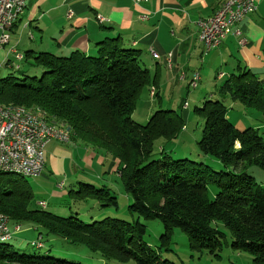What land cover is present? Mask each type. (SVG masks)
I'll return each mask as SVG.
<instances>
[{
    "label": "trees",
    "instance_id": "16d2710c",
    "mask_svg": "<svg viewBox=\"0 0 264 264\" xmlns=\"http://www.w3.org/2000/svg\"><path fill=\"white\" fill-rule=\"evenodd\" d=\"M96 46L94 55L26 53L23 61L39 76L28 77L7 61L4 67L10 71L0 78V104L36 109L82 145L111 154L131 200L128 213L136 220L104 218L86 224L76 215L60 218L44 208L33 210L31 190L22 179L0 175V214L21 231L36 234L34 242L23 246L31 250L28 254L11 240L0 244V264H87L57 251L63 243L86 249L101 264H175L168 258L175 230L186 235L193 253L219 258L226 245L247 254L252 264H264V188L248 173L264 170V142L254 130L235 129L223 104L225 98L240 103L264 123V80L239 68L194 107V115L204 120L197 148L221 166L214 171L186 158L174 160L166 150L186 127V101L175 111L159 109L144 126L138 125L131 116L139 93L154 83L153 77L141 65L140 53L120 38ZM78 187L68 193L75 203L117 208L108 187ZM140 220L160 223L157 246L145 241L146 226Z\"/></svg>",
    "mask_w": 264,
    "mask_h": 264
},
{
    "label": "crops",
    "instance_id": "0c3cea01",
    "mask_svg": "<svg viewBox=\"0 0 264 264\" xmlns=\"http://www.w3.org/2000/svg\"><path fill=\"white\" fill-rule=\"evenodd\" d=\"M223 2L30 0L9 33V43L0 51V61L5 60V64L10 60L12 66L17 65L9 53L11 49L21 57L28 52L50 53L57 57H66L75 51L94 55L96 45L100 42L120 38L125 47L140 53L141 65L153 77L154 83L148 88V95L151 88L155 90L153 105L158 103V106H162L165 98L167 103L164 107L175 111L185 100L188 115L189 104L182 94L188 95L193 72L201 76L199 68L206 66L212 74L216 71L213 75L216 82H222L230 74L238 72L239 68L247 69L264 80V0H255L256 12L230 27L217 48L204 52L198 40L197 22L211 18ZM141 15H147L148 19L140 20ZM150 49L159 55V60L150 56ZM168 53L171 54L170 66L164 59ZM207 94V97L214 95L210 92ZM171 96L178 98L173 105L169 99ZM148 114L145 118L151 116L150 112ZM85 149L91 148L73 137L68 144L51 143L46 148L43 171L46 169L45 157L52 155L49 158L51 169L59 179L51 186L46 183L51 177H43V171L37 177H30L32 183L29 186L40 188L44 191L42 195L50 199L37 201L39 208L43 209L41 203L46 205V211L61 206L62 200L56 202L57 196L52 191L63 192L67 180L73 178L80 167L77 161L76 166L71 164L70 158L75 155L81 158L86 153ZM82 173L83 181L91 184L88 172L82 170ZM61 176L64 178L60 179ZM60 183L63 184L61 188L58 186ZM47 189L51 192L48 193ZM31 193L33 196L34 193Z\"/></svg>",
    "mask_w": 264,
    "mask_h": 264
},
{
    "label": "rangeland",
    "instance_id": "374dc122",
    "mask_svg": "<svg viewBox=\"0 0 264 264\" xmlns=\"http://www.w3.org/2000/svg\"><path fill=\"white\" fill-rule=\"evenodd\" d=\"M8 48L6 49V51ZM0 63H2L0 61ZM17 66L19 67L20 73H25L28 77L39 76L40 72L35 68L28 65V63L22 61L17 62ZM220 67H222L220 65ZM223 68V67H222ZM218 69V67H217ZM201 72V80L198 83V87L196 89H190L188 91V95L186 93L182 94L184 99H187L189 104V111L186 118L185 129L179 136L177 140L172 142L171 144L166 146V150L172 153V158L174 160L177 159H189L195 161L197 163H204L209 166L214 171L222 170L221 166L217 164L215 161L209 159L208 157H204L201 155L197 148V142L201 139V132L204 125V120L200 117H197L193 113L194 107L200 106L201 103L207 99L208 94L206 93H216L219 86L222 85V82H216L214 80V74L208 72V68L206 66L199 68ZM7 68L0 65V78H4L6 72H9ZM207 72V75H206ZM208 83V84H207ZM153 99L148 95V89L144 88L139 93V96L136 100L135 109L132 113V120L138 125L144 126L149 117L145 118L146 115L150 112L152 115L155 111L159 109H165L166 99L163 98L162 106H158L156 103L153 105ZM171 101V105L175 101H177V96L169 98ZM212 99L216 100L217 95ZM220 100V99H219ZM157 102V101H156ZM223 104L227 107V118L229 122L237 129L238 131H246V130H254L257 132L259 137L262 138L264 142V123L262 122V117L258 115L252 109H248L240 103H232L227 98L223 100ZM7 106V105H4ZM149 115V114H148ZM182 115V114H181ZM158 145V142L157 144ZM85 154L82 155L81 158L75 155L74 158H70L71 164L76 166V163L80 166L79 171L71 177L63 192H59L57 190H53L52 194L57 196V201L60 202L62 200L61 206L58 208H48L47 212L60 217V218H68L76 215L78 219L85 222L86 224H91L92 222L102 220L104 218H112L119 219L126 222H133L136 220L135 216H131L128 213L127 207L131 204V200L125 195L121 181L119 179V175L116 172L117 170V160L109 153H105L102 150L96 149H85ZM53 157L52 155H47L45 157L46 161V169L43 171V177L49 176L50 180H46L47 184L51 186L55 185L58 181V175H54L53 170L51 169L49 158ZM72 157V156H71ZM77 161V162H76ZM76 162V163H75ZM82 170L88 172V176L91 177V184L95 189H100L101 186H106L111 191L112 197L114 196L116 199L117 208L110 205L108 207H100L95 202L89 201L87 203H75L72 199L68 197V193L70 191H78L80 190L79 183L85 184L84 175ZM249 175L255 178L257 183H259L264 188V170L253 168L249 172ZM1 175H12L13 178L22 179L23 183H25L29 189L34 193L33 194V202L30 205V209H40L36 202L39 200H47V196L42 195L44 191L40 188L29 186L32 183L31 178H23L21 175L16 173H4ZM64 177L61 176L60 179ZM74 180H78V182H74ZM72 181V182H71ZM64 182V181H63ZM62 182V183H63ZM70 182V184H69ZM64 184V183H63ZM48 193L51 191L48 190ZM60 199V200H59ZM50 201V199H48ZM55 202V201H51ZM146 226V235L145 241L150 244L151 247H155L158 245V238L162 233V228L159 222L157 221H148L144 222L140 220ZM227 241L229 242V235L225 232ZM36 239V234L34 231L23 230L20 233L16 234L14 238L11 240L10 244L13 247H19L21 249L26 242L32 243ZM171 252L168 253L170 256L168 257L175 264H252L251 258L244 253H240L230 248H223V252L220 254V257L210 256L206 253L198 254L193 253L188 248V240L185 234L181 233L179 230L173 231L172 239H171ZM226 244V243H225ZM23 253L28 254L31 252L29 249L21 250ZM57 251H61L69 255L74 256L75 258H71L75 261H80L87 264H101L102 260L89 253L86 249L81 247L69 246L65 243L60 246ZM66 257V256H64ZM111 264H122L118 262H113ZM125 264H132L131 262Z\"/></svg>",
    "mask_w": 264,
    "mask_h": 264
},
{
    "label": "built area",
    "instance_id": "2783aa9c",
    "mask_svg": "<svg viewBox=\"0 0 264 264\" xmlns=\"http://www.w3.org/2000/svg\"><path fill=\"white\" fill-rule=\"evenodd\" d=\"M30 0H0V51L9 43V14L13 8H18V4H26ZM136 2L147 0H135ZM257 10L255 0H224L222 8L219 9L216 17L197 22L198 40L202 44L204 52L217 48L224 39L229 28L254 14ZM148 18L141 15L140 20ZM9 53L13 55L14 61H20V55L14 50ZM149 54L154 59H160L153 50ZM167 65L171 64V54L164 57ZM1 61L0 65L4 64ZM15 70L19 67L13 65ZM183 77V76H182ZM200 75L193 72L190 88L198 82ZM151 98L154 97V90ZM187 109V103L182 106ZM70 140L61 138L58 132H54L39 123L27 121V115L0 114V168L25 169L33 176H39L43 171L44 152L51 143L68 144ZM62 183L58 186L61 188ZM40 206H46L41 203ZM21 230L20 226H13L9 220H0V239L14 238L15 231ZM36 247H41L40 239L35 241Z\"/></svg>",
    "mask_w": 264,
    "mask_h": 264
},
{
    "label": "bare ground",
    "instance_id": "6f19581e",
    "mask_svg": "<svg viewBox=\"0 0 264 264\" xmlns=\"http://www.w3.org/2000/svg\"><path fill=\"white\" fill-rule=\"evenodd\" d=\"M222 5H223V3L219 7V9L222 8ZM24 9H25V4H18V8H13L11 14H9V32L11 31V29H12L14 23L16 22V20L24 12ZM219 9L217 10V12L212 17H216L217 16V13L219 12ZM147 19L148 18H145L144 20H147ZM22 59H23V57L20 56V61ZM154 60H159V59H154ZM165 62L167 64V61H165ZM199 81H200V79H199ZM199 81L195 82L193 84V89H195L197 87ZM189 86H190V83H189ZM153 90H154L153 88H151L149 90V96H152ZM154 93H155V90H154ZM0 114L27 115V121H30L32 123H39L41 127H45V128H47L49 130H52L54 132H58V134H59V136L61 138H65V140H70L71 141V136L69 135L68 131H66L65 129H63V128L59 127V126L52 125V124L48 123V121L45 119L46 116L41 114V112L36 110V109L35 110L34 109H27V108L13 106V105L4 106V105L0 104ZM4 173H16V174L21 175L23 178L33 177L25 169L0 168V175L4 174ZM40 207L44 208L45 206H40ZM0 220H8V218L6 216L0 214ZM20 232H21V230H16L15 231V235L20 233ZM12 239L13 238L0 239V244L9 242Z\"/></svg>",
    "mask_w": 264,
    "mask_h": 264
}]
</instances>
